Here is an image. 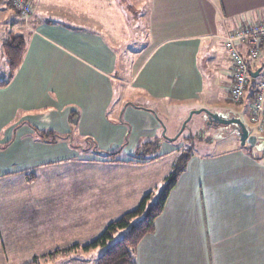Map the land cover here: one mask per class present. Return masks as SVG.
Returning <instances> with one entry per match:
<instances>
[{"label":"crops","instance_id":"obj_1","mask_svg":"<svg viewBox=\"0 0 264 264\" xmlns=\"http://www.w3.org/2000/svg\"><path fill=\"white\" fill-rule=\"evenodd\" d=\"M33 2L35 9L42 5L41 0H29L31 9ZM140 4L147 45L134 55L129 80L122 85L129 93L120 102L115 97V86H121L118 54L101 32L64 22L66 18H38L35 12L27 22L20 66L0 87V146L5 147L0 150V264H20L32 244L51 243L52 230L41 223L48 217L41 219V213L50 200L56 205L81 191L93 228L101 230L97 235L102 232L107 224L99 217L105 199L100 183L106 179H93L91 170L141 164L133 152H149L156 156L145 164L172 156L160 175L165 180L178 157V147L162 136L169 115L182 124L189 110L200 108L196 103L208 86L207 63L224 53V37L240 25L264 20V0ZM159 104L166 113L158 111ZM31 126L69 135L73 144H88L89 139L101 151L121 152L112 160L88 152L87 145L44 143ZM229 135L190 150L153 232L133 253L134 264H264V157L238 140L224 143ZM82 149L86 152L78 154ZM76 161L86 163V175L81 169L68 181L71 173L52 171ZM91 228L86 225V231ZM89 237L88 231L86 245L94 239Z\"/></svg>","mask_w":264,"mask_h":264},{"label":"rangeland","instance_id":"obj_2","mask_svg":"<svg viewBox=\"0 0 264 264\" xmlns=\"http://www.w3.org/2000/svg\"><path fill=\"white\" fill-rule=\"evenodd\" d=\"M41 1L42 5H39V7L36 8L37 12L35 9V3H32L33 7L28 16L29 23L35 12L36 14L38 13V18L42 17L60 22L63 20L62 18H66L64 22L69 20L72 21V25H81L86 29L101 32L106 41L113 46L118 54V72L121 78V86L119 84L115 86V97H117V101L120 102L122 100L120 98L126 96L125 93H127L128 96L129 91L124 89L122 85H126L129 80L131 66L135 57L134 55L139 53L140 50L147 45L144 25L145 17L142 13L143 6H141V4L138 6L139 0ZM55 3L61 4L62 7L57 8L56 5L58 6V4ZM237 10L238 14H241L243 8L239 7ZM251 14L255 13L252 12L250 15ZM25 22L27 21L20 18L6 4L5 0H0V44L8 39L10 35L21 34L25 36L30 28H28L27 23ZM105 30L107 33H104ZM223 55L226 56L225 53L222 54L221 52V55L216 57L214 62L207 63L208 71L205 79L206 82H208V86L200 95V101L196 103L200 108L191 109L188 113L202 109L210 110L212 113H216L219 110L226 111L221 115L238 117L241 122L248 127L249 95L248 93L245 94L244 101L241 104H235L229 99L226 84L228 83L227 78L230 76L228 71L230 64H228L229 62H225ZM6 69L5 61L0 58V78H4L3 76L7 73ZM255 82V80L250 81L251 84H254ZM129 102H137L136 97H129ZM185 106H188V104ZM156 107L160 113H162L160 111L161 109H163L165 113L168 110H165L160 104ZM202 115L204 114H194L187 122L183 131L178 135L177 139L173 141L175 145L174 147H178L177 159H179L182 154L188 153L192 148L196 149L200 145L208 144L209 142L216 140L214 138L227 134L222 126L208 127L205 123L207 119L204 115L205 121L203 122ZM169 116L168 123L165 125V130L167 131H165L164 136L175 138L180 131L181 123L179 124L178 120L171 117L172 115ZM72 117L74 118V116ZM72 117H70V119L73 120ZM31 128L36 129L33 126H31ZM174 128L177 129L175 133ZM228 134H230V132ZM252 134H255V132L252 131ZM237 140L238 139L234 134H230L223 139V142L226 144H235ZM74 144H76V148L77 146L80 148H86L85 143ZM4 148L3 145L0 146V150ZM122 148H124V146ZM143 149L146 151L147 146ZM252 150L255 153L257 151L259 157H264V151H262L261 147L258 149L255 147ZM83 152H86V150H77L78 154H83ZM133 154V158L138 159L139 162H142L141 164L107 165L105 169L101 167V169L91 170L92 172L90 175L93 179H106L105 183H100L101 191L105 195V199L103 200V211L99 215L103 224L118 220L124 214L135 210L143 199L142 196L145 191L151 190L152 193L150 192V195L146 200L147 210L149 206L158 200V196L166 185V180L160 179V175L163 170L170 165L172 156H167L155 164H145L146 162L153 161L156 154L152 155L149 152H144L143 156H136V151L133 152ZM103 158L112 159L107 158L106 156H103ZM177 159L175 163L177 162ZM81 169L82 172L85 173L84 175H86V163L76 161L67 167L60 166L52 171L59 174L62 172L68 173V175L71 173L69 176L70 178H66V180L70 181L73 179V174H76V172H79ZM73 170H75V173ZM115 179H121L122 183H114L113 181ZM77 187L78 185L75 184V191ZM81 189L82 186L80 187V190ZM84 189L86 191V186ZM78 195L79 196L74 193L66 202H59L56 205L50 200L49 203L51 204L49 207H45L46 209L44 208L43 213H41V219L42 217L44 218V215L48 217L44 218L41 223L45 230H52L53 235H49L51 243L42 246H32V244L28 247L30 252H27L26 260L20 264H96L97 258L105 251V248L122 238L129 230L128 227L127 229L118 231L114 234L112 240L108 241L106 247H98L89 251H84L82 248L86 246V232L89 231V238L91 239L101 230L93 228L95 221L90 213H86V195H83L81 191L78 192ZM56 208L58 211H56ZM49 212H53V214L49 216ZM143 217L144 213L142 216L134 219L130 224V227L133 223L139 221ZM86 225H90L92 228L86 231ZM104 229H102V232ZM99 235H97V237Z\"/></svg>","mask_w":264,"mask_h":264},{"label":"trees","instance_id":"obj_3","mask_svg":"<svg viewBox=\"0 0 264 264\" xmlns=\"http://www.w3.org/2000/svg\"><path fill=\"white\" fill-rule=\"evenodd\" d=\"M25 1L29 3V0ZM5 2L17 14V11H15L6 0ZM25 46L26 38L21 34L10 35L8 39L0 44V56L5 60L7 67L5 78L0 79V87L5 86L9 82L14 72L20 66L25 52ZM246 62L249 68L255 67L249 60H246ZM72 125H74L72 127L75 128V124ZM34 134L43 142L54 144L59 141H69L70 146L75 147L69 135L62 136L53 131H39L37 129H34ZM86 141H88V144L85 143L87 145V151H91L95 155L114 159L121 152V149L115 152H104L96 148L95 142L89 141V139ZM189 152L182 154L181 157L177 159L172 172L166 177V185L155 203L146 210V200L149 195H145L135 210L124 214L118 220L108 223L98 237L82 248L84 251H89L98 247H106L108 241L112 240L114 234L129 227V230L122 238L105 248V251L97 258L96 264H134L133 253L140 241L146 235L153 232L154 221L161 215L166 199L171 189L174 187L179 174L185 167L186 157ZM143 213L144 217L133 223L130 227L132 221L142 216Z\"/></svg>","mask_w":264,"mask_h":264},{"label":"built area","instance_id":"obj_4","mask_svg":"<svg viewBox=\"0 0 264 264\" xmlns=\"http://www.w3.org/2000/svg\"><path fill=\"white\" fill-rule=\"evenodd\" d=\"M20 18L28 22L31 6L25 0H6ZM25 22V23H27ZM223 51L230 64L227 95L235 104L249 95V126L256 136L264 138V20L240 25L222 41ZM249 60L255 67H248ZM258 74L252 77L256 70ZM255 80L254 84L250 81Z\"/></svg>","mask_w":264,"mask_h":264},{"label":"water","instance_id":"obj_5","mask_svg":"<svg viewBox=\"0 0 264 264\" xmlns=\"http://www.w3.org/2000/svg\"><path fill=\"white\" fill-rule=\"evenodd\" d=\"M258 70H256L253 74H251L252 77H255L258 74ZM204 114L206 116L207 122H214L216 124H220V125H224V126H228V125H234V128L230 131V134H234L238 141H239V145L240 146H248L250 148H254V147H258L257 143L261 146H264V138L262 137H258L254 134H252L251 129L249 127H246L241 120L238 117H233V119L230 120H224V118H222V115L219 113H212L208 110H198V111H192L189 112L186 119L182 122L181 124V128L179 133L175 136V138H168L164 136V132L162 134V136L168 140V141H175L178 137V135L183 131V129L185 128L187 122L190 120V118L194 115V114ZM264 151V147L262 148Z\"/></svg>","mask_w":264,"mask_h":264},{"label":"flooded vegetation","instance_id":"obj_6","mask_svg":"<svg viewBox=\"0 0 264 264\" xmlns=\"http://www.w3.org/2000/svg\"><path fill=\"white\" fill-rule=\"evenodd\" d=\"M222 118H224V120H230V119H233V116H231V115H229V116L222 115ZM205 122H206V125L208 127H211V126H222L224 128V131L227 132V134L234 128V125L224 126V125L216 124L214 122L208 123L207 120Z\"/></svg>","mask_w":264,"mask_h":264}]
</instances>
